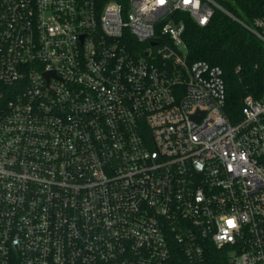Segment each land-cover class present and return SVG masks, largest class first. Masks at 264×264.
I'll return each instance as SVG.
<instances>
[{
  "label": "built area",
  "instance_id": "obj_1",
  "mask_svg": "<svg viewBox=\"0 0 264 264\" xmlns=\"http://www.w3.org/2000/svg\"><path fill=\"white\" fill-rule=\"evenodd\" d=\"M223 1L0 0V264H264V98L183 40L264 45Z\"/></svg>",
  "mask_w": 264,
  "mask_h": 264
},
{
  "label": "trees",
  "instance_id": "obj_2",
  "mask_svg": "<svg viewBox=\"0 0 264 264\" xmlns=\"http://www.w3.org/2000/svg\"><path fill=\"white\" fill-rule=\"evenodd\" d=\"M264 0H224L223 6L249 20L260 14ZM183 40L189 63L219 67L225 84L223 112L231 122L240 119L246 98H264V45L235 22L215 13L205 28L186 19Z\"/></svg>",
  "mask_w": 264,
  "mask_h": 264
},
{
  "label": "snow or ice",
  "instance_id": "obj_3",
  "mask_svg": "<svg viewBox=\"0 0 264 264\" xmlns=\"http://www.w3.org/2000/svg\"><path fill=\"white\" fill-rule=\"evenodd\" d=\"M161 2H163V0H161ZM228 223H229L230 226H234V222L233 221L230 220V221H228Z\"/></svg>",
  "mask_w": 264,
  "mask_h": 264
}]
</instances>
